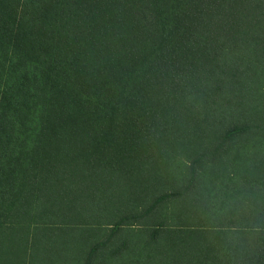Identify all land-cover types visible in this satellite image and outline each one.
<instances>
[{
	"label": "trees",
	"instance_id": "1",
	"mask_svg": "<svg viewBox=\"0 0 264 264\" xmlns=\"http://www.w3.org/2000/svg\"><path fill=\"white\" fill-rule=\"evenodd\" d=\"M0 264H264V0H0Z\"/></svg>",
	"mask_w": 264,
	"mask_h": 264
},
{
	"label": "rangeland",
	"instance_id": "2",
	"mask_svg": "<svg viewBox=\"0 0 264 264\" xmlns=\"http://www.w3.org/2000/svg\"><path fill=\"white\" fill-rule=\"evenodd\" d=\"M183 157V156H182ZM184 161H186V158L184 159ZM160 171H162L161 169H159Z\"/></svg>",
	"mask_w": 264,
	"mask_h": 264
}]
</instances>
